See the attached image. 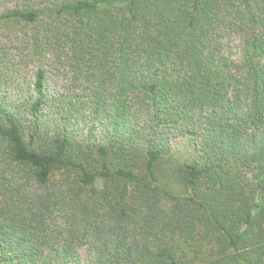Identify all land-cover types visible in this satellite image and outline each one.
<instances>
[{"label": "trees", "instance_id": "1", "mask_svg": "<svg viewBox=\"0 0 264 264\" xmlns=\"http://www.w3.org/2000/svg\"><path fill=\"white\" fill-rule=\"evenodd\" d=\"M8 49L0 264H264V0H0Z\"/></svg>", "mask_w": 264, "mask_h": 264}, {"label": "rangeland", "instance_id": "2", "mask_svg": "<svg viewBox=\"0 0 264 264\" xmlns=\"http://www.w3.org/2000/svg\"><path fill=\"white\" fill-rule=\"evenodd\" d=\"M8 53L7 63L0 62V98H2L1 95H6L9 99L14 98L17 100L24 98L30 92L28 84L33 78L35 68L33 63H30L29 60L21 59L22 55L16 54L14 50L8 49ZM59 86L61 89L67 90L69 83L64 80L59 83ZM79 130L85 134L87 123L82 122ZM98 131L96 129L93 133L96 135ZM171 140L176 146L179 156L183 157L189 144L187 137L177 134ZM78 252L82 257L85 255L83 249H80Z\"/></svg>", "mask_w": 264, "mask_h": 264}]
</instances>
